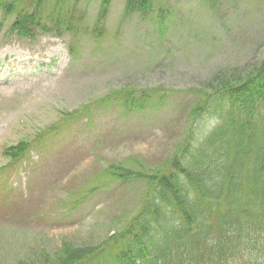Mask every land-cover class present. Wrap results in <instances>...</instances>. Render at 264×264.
<instances>
[{
	"label": "rangeland",
	"instance_id": "1",
	"mask_svg": "<svg viewBox=\"0 0 264 264\" xmlns=\"http://www.w3.org/2000/svg\"><path fill=\"white\" fill-rule=\"evenodd\" d=\"M150 5L127 13L126 0H111L100 18L102 0H68L74 32L30 37L9 33L14 17L0 9V264H41L42 249L52 255L63 241L105 240L136 214L147 186L103 171L120 161L147 173L164 166L187 134L193 88L264 58V0ZM55 8L47 0L40 10ZM123 88L159 90L164 100L136 112L98 103ZM87 106L91 114L79 112ZM22 140L35 144L12 161L5 151ZM249 253L260 264L264 245Z\"/></svg>",
	"mask_w": 264,
	"mask_h": 264
},
{
	"label": "trees",
	"instance_id": "2",
	"mask_svg": "<svg viewBox=\"0 0 264 264\" xmlns=\"http://www.w3.org/2000/svg\"><path fill=\"white\" fill-rule=\"evenodd\" d=\"M46 1L0 0L4 16L14 17L9 33L74 32L72 12L63 8L68 0H55L53 14L43 16ZM151 1L126 0V11L145 12ZM110 2L102 0L100 18ZM193 91L198 100L189 110L187 134L164 166L147 173L120 161L103 171L110 181L146 182L136 214L98 244L63 241L52 255L42 249L41 264H256L249 249L264 245V58L250 69L219 70ZM159 95V90L123 88L98 103L136 112L162 104ZM87 108L79 112L91 114ZM206 117L215 122L207 128L202 125ZM59 128H49L39 139ZM34 144L22 140L5 154L17 161Z\"/></svg>",
	"mask_w": 264,
	"mask_h": 264
}]
</instances>
